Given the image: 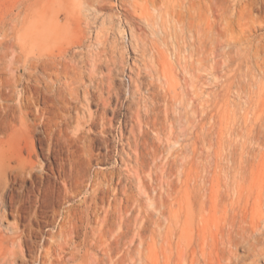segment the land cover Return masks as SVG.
<instances>
[{
	"label": "bare ground",
	"instance_id": "6f19581e",
	"mask_svg": "<svg viewBox=\"0 0 264 264\" xmlns=\"http://www.w3.org/2000/svg\"><path fill=\"white\" fill-rule=\"evenodd\" d=\"M162 2L166 3L165 10L171 19L165 31L173 30L174 37L173 33L170 36L176 40L177 51L185 49L191 58L208 69L212 67L213 55L228 45L214 34L215 23L226 17L238 25L246 19L254 22L253 12L264 9V0ZM158 4L159 0H143L132 8L140 10L152 30L162 31L166 21L160 22V14L156 16L150 12V8L156 9ZM44 12L40 10L36 20V0H15L12 7H7L0 15V74L7 75H0V112L3 114L0 139L6 133L31 131L28 119L31 113L36 114L38 127L52 132L56 129L57 118L60 124L73 119L71 101L80 105L94 104L96 109L89 112L87 120H77L78 131L73 138H65L67 135L58 129L59 139L57 136L56 140L61 148L65 147V157H62V149L53 157L56 163L49 162L47 157L43 167L53 175V183H45L44 178L36 182L37 199L51 208L52 214L46 221L49 232L45 231L38 243H32L35 254L30 263L116 264L114 250H118L120 235L163 229L166 235L162 242L164 250H168L171 235L176 231L183 234L177 256L179 264H200L198 239L206 231L210 234L211 248L207 253L203 251L204 261L237 264L241 262L237 254L240 248L245 249L252 264L264 259V184H251L257 163L264 156V123L255 126L246 121L236 122L228 128L227 136H223L217 132L212 109L207 106V113L201 112L180 129L181 157L176 175L173 162L164 160L160 150L162 144L154 143V139L159 140L166 132L174 133L169 124L170 116L179 109L181 118L180 110L186 111L189 103L182 92L177 91V86L168 82L166 62L159 61L158 80H163V84L146 89L147 95L134 112L130 135L126 136L127 147L119 150L112 147L119 155V168L117 171L93 170L90 168L92 160L97 162V167L106 168L110 147L105 141V152L93 153L84 126L90 121L97 131L96 137L106 134L110 121L106 117V107L111 98L103 96L111 94L112 87L105 89L101 83L93 82L80 92L75 84L84 60H78L68 51L58 56L36 52V43L54 39L58 34V24H48ZM260 22L264 24V16ZM238 39L239 42L244 40ZM240 47L233 48L241 52L246 45ZM243 53L250 58V54ZM97 69L96 64H91L92 76ZM20 77H25V87L17 94L22 82ZM32 84L35 86L31 87ZM125 93L133 99L139 88H127ZM56 97L61 99L62 106L56 104ZM15 99L16 106L10 103ZM74 108L77 114L75 105ZM150 135H153L152 141H149ZM49 153L48 149L47 155ZM7 168L0 151V182ZM13 169L20 179L31 177L33 173V168L21 161ZM148 176L156 177L159 187L165 189V196L161 191L151 193ZM176 176L178 183L174 179ZM215 188L216 197L213 195ZM217 207L225 214L219 221L214 217ZM24 236L16 229L10 235L0 236V264H15L22 256ZM109 246L111 250L100 251Z\"/></svg>",
	"mask_w": 264,
	"mask_h": 264
},
{
	"label": "rangeland",
	"instance_id": "374dc122",
	"mask_svg": "<svg viewBox=\"0 0 264 264\" xmlns=\"http://www.w3.org/2000/svg\"><path fill=\"white\" fill-rule=\"evenodd\" d=\"M142 1L36 0V20L39 19L42 10L45 11L48 24H58L56 38L36 43V52L58 56L68 51V54L76 55L78 60H84L80 64L81 73L79 72L75 84L80 92L93 82L96 85L101 83L105 89L108 86L112 87V95L104 93L103 96L105 99L111 98L109 106L106 107V117L110 120L106 134L96 137L97 131L90 121L84 126L93 153H104L105 141L108 148L110 147L108 149L110 158L105 164L106 168L104 166L105 169L97 167L94 160L90 162V168L97 171L110 169L117 171L119 168V155L112 147H117L118 150L127 147L126 136L130 135V129L134 125V112L141 104L143 96L147 95L146 89L163 84V80H158L157 70L160 68L159 61H165L168 66V82L177 86V91L182 92L189 104L186 111L180 110L181 118L179 109L170 116L169 124L172 126L173 134L166 132L159 140L153 139L154 143L162 144L160 150L163 158L166 162H173V172L177 175L181 157L180 129L184 125H189L190 120L196 119L201 112L203 115L207 113L205 111L207 106L212 109L217 132H221L223 136H227L228 128L236 122L246 121L255 126L264 123V24L260 22L264 16V9L254 11L252 14L254 22L252 19H246L249 21H243L242 26L227 19L226 16L225 20L221 19L215 23L214 34L228 45H224L213 55L212 67L208 69L191 58L185 49L180 53L177 51L176 40L170 36L173 33L174 37L173 30L165 31L167 21H171L165 10L166 3L159 0L156 9L150 8L152 14L156 16L160 14V22L166 21L162 31H159L157 28L152 30V27L147 25L138 8V11L132 8L133 4L135 8V4H141ZM14 2L15 0H0V15L7 7H12ZM241 37L240 41L244 40L239 42L238 38ZM239 45L246 47L243 49ZM234 46L240 47L242 51L236 52ZM243 52L250 54V58ZM91 64H96L98 68L93 76ZM0 75L7 76L2 73ZM20 78L22 82L17 87V94H21L25 87V77ZM33 86L35 85L32 84L31 87ZM58 86L56 88H59ZM132 87L139 88V93L133 99L125 93L127 88ZM56 99H58L55 100L56 104L62 106L61 99L59 97ZM10 103L16 106L17 100ZM70 105L73 108L71 113L73 119L68 123L62 121L60 124L61 120L57 118L58 122L54 126L56 129L52 132L42 126L38 127L36 114L31 113L28 116L31 131L6 133L3 139H0V151L3 152L8 165L7 173L0 182V236L10 235L15 229L25 235L22 256L15 264H31L35 254L32 243H38L40 236L49 232L46 221L51 218V208H46L47 206L38 201L36 182L44 178L45 183H53V175L43 167L47 163V157L49 162L56 163L53 157L59 154L61 149L62 157H65V147L61 148L56 140L57 136L59 139L58 129H62V134L67 135L65 138H73L78 131L77 120H87L89 112L96 109L94 104L80 105L71 101ZM74 105L78 109L77 114ZM1 115L3 114L0 112V118ZM149 137V141H152L153 135ZM18 161L33 168L31 177L16 178L13 168ZM123 175L124 172H121V177L124 178ZM176 177L174 179L178 183V176ZM123 178L122 181L125 183ZM147 182L152 194L161 191L163 196L166 195L165 189L159 187L160 183L155 176H148ZM251 184L253 186L264 184V156L257 163ZM133 189L136 190L135 187ZM213 192L216 197V188ZM248 194L250 196V193ZM224 215L219 207L214 210L216 220H222ZM163 230L140 234L127 232L124 236L120 235L119 239L116 234L115 238L119 240L118 250H114L116 264H179L177 256L179 242L184 240L183 234L176 231L171 235L168 250L167 248L164 250L162 242L166 235ZM208 232L199 235L197 256L200 264H211L202 257L203 251L207 253L211 248ZM109 238L110 236L106 237L108 240ZM28 248L30 250H27ZM108 250H111L110 246L100 249L102 253ZM237 254L241 261L237 264H252L244 248L238 249ZM254 264H264V259Z\"/></svg>",
	"mask_w": 264,
	"mask_h": 264
}]
</instances>
